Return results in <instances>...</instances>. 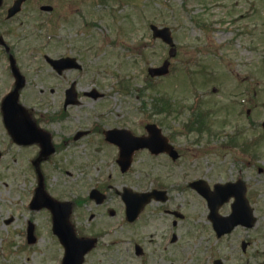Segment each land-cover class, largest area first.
<instances>
[{"label":"rangeland","instance_id":"obj_1","mask_svg":"<svg viewBox=\"0 0 264 264\" xmlns=\"http://www.w3.org/2000/svg\"><path fill=\"white\" fill-rule=\"evenodd\" d=\"M9 2L11 1L7 0V3ZM132 2L134 6H131L132 3H126V6L122 7L116 0H32L27 3L24 23V15H20L14 23L0 24L1 30L10 29L17 35L24 36L22 46L25 48V63L40 66L42 70L40 76L32 70L25 71L27 76L36 75V84L40 86H30L25 90V105L34 107L37 113L44 115H52L62 110L64 119L54 121V124L48 126L62 136L71 133L73 129L92 130L89 136L69 143L59 156L61 163L58 168L48 166L50 182L56 183L51 186L52 193L64 199H71L75 193L84 195L91 187L105 181L106 176L108 182L117 184L120 189L123 183L135 187L138 170L146 174L144 177L159 176L165 180L166 173L174 170L176 166L170 167L163 155L154 161L144 156V162L135 166L134 175L122 177L116 165L106 167L112 152L100 144L102 130L117 126L132 128L136 132L144 131L147 123H158L167 132L172 131L170 126L179 130L189 118L187 110L183 111V116H171L169 119H165V115L153 116L155 97L159 92H169L173 99H178L177 102L181 99L182 103L190 104L195 97L194 94L190 95L194 89L201 94V88L205 90L209 86L212 90L216 89L215 95L202 100L215 103L213 105L218 110L213 115L214 120L226 119L228 125L221 127V123H218L213 128L223 129V138L211 137V142L208 143L209 136L204 135V139L200 141L203 147L208 145L206 152L197 147V143L191 142L192 136H196L195 133L180 137L179 143L189 148V151H185L187 157L183 158L188 179L204 174L211 176V180L229 179L237 174L239 167L247 165L236 156L234 149L219 151L218 148V144L227 139L225 135L235 131L236 120L238 127L247 129V133L243 130L242 142L246 138L262 134L257 143L252 145L253 153L259 152L262 155L253 158V161L250 160L252 166L246 168L248 175L261 178L263 173L260 175L259 169L264 167V132L259 124L264 119V0ZM40 4L54 6L55 14L52 18L55 16L53 25L56 31L52 38L48 37L50 26L43 28L47 23L44 22L45 25L41 27L39 24L53 13L41 14ZM63 12L68 16L67 21L60 18ZM204 22L210 25L209 29L199 26V23ZM151 23L167 25L173 29L178 54L170 60L174 64L175 75L168 79L154 78L157 91L147 90L145 94L140 95L139 90L145 88L146 83L150 81L148 68L159 66L165 59H169V47L161 40L152 38L149 28ZM231 40L235 45L231 44ZM44 54L52 57L66 54L77 57L83 68L68 71V79L76 83L75 87L80 93L97 87L106 93L104 99L94 100L82 96L77 105L64 109V89L56 87V83L64 81H59L49 72L50 67L44 60ZM194 57L206 65L205 73L196 75L199 65H189L195 74L186 76L188 71L183 70L184 65L190 64ZM215 58L225 64H218L219 61ZM3 65L4 61L0 60V92L5 85L2 80ZM203 79L209 84L201 85L200 81ZM122 80L128 85L127 93L118 88ZM248 84L253 85L249 118L254 122L248 119L246 111L249 107H234L230 104L232 99L238 97L240 100L239 96L243 95L244 87L249 86ZM51 87L55 89L54 93L50 92ZM240 89L242 92L238 94ZM227 106L234 113L236 110L240 111V116L235 117L231 115L232 112H225ZM99 148L103 151H97ZM31 150L33 151L32 148ZM27 154L28 151H25V156ZM24 163L17 158L0 164V197L6 199L5 204L0 203V264H56L53 257L58 256V249L49 246L52 239L47 234L46 216L42 212L34 213L28 209L26 203L29 197L20 198L25 203L24 208L17 202L19 197L15 196L16 183L20 179L18 172L23 169ZM26 169L28 170L25 165V171ZM28 173L30 172L25 174L28 181L26 188L32 189L34 180ZM178 178H181V174L175 177ZM174 196L175 202H183L186 199L177 193H174ZM118 206L116 201L99 207L94 203L86 204L82 209L88 213L89 208L93 207L98 216L93 222L88 221L87 215L82 220L86 221L89 227L113 224L116 217L109 216L106 208L113 207L116 211ZM32 214L35 219L37 242L31 246L23 242L22 231L25 230ZM4 221L10 222L4 224ZM9 239L15 242L8 245ZM120 250L121 248H118L117 252L115 249H99L93 254L101 261L107 258L105 255L109 253L113 260L118 261Z\"/></svg>","mask_w":264,"mask_h":264},{"label":"flooded vegetation","instance_id":"obj_2","mask_svg":"<svg viewBox=\"0 0 264 264\" xmlns=\"http://www.w3.org/2000/svg\"><path fill=\"white\" fill-rule=\"evenodd\" d=\"M19 68L25 75V65L21 64ZM58 76L63 77L64 73ZM23 91L25 92V86ZM23 104L25 105V95ZM40 121L46 122L45 119ZM0 125V130L7 136L8 141L18 148L19 146L12 142L1 117ZM5 135L0 137V148H3L1 138H5ZM58 139L59 142H68L71 138L59 135ZM72 140H76L75 136H72ZM112 146L116 159L118 148ZM61 147L62 144H57L56 148L61 150ZM20 148L23 150L25 162V145ZM8 151L9 147L5 153ZM179 154L178 160L183 157L182 151L179 150ZM124 187L125 183L122 184V189ZM253 195L252 192L246 193L248 203L253 213L255 212L254 215L256 214L253 227H242L248 223L243 214L237 220L244 225H237L232 230L220 221L217 222L216 229L214 228L208 203L203 197L200 198L202 206L193 209L192 213L188 206L183 208L182 218L174 215L173 208H156L160 202L151 201L137 219L129 223L123 193H117L111 203L116 201L118 209L115 211L116 208H106L109 216L116 217V222L105 226L94 225L87 229V234L97 235L100 241L104 239L105 246L115 247V252L120 246L119 260H113L108 253L105 255L107 258L97 264H264V217L262 215L259 220L257 216L264 213V202L255 207L251 203ZM231 201L233 202L234 198ZM231 205V202L222 204L218 212L226 214L229 210L227 206ZM95 220L96 216L92 221ZM75 226L77 230L80 229L77 221Z\"/></svg>","mask_w":264,"mask_h":264},{"label":"water","instance_id":"obj_3","mask_svg":"<svg viewBox=\"0 0 264 264\" xmlns=\"http://www.w3.org/2000/svg\"><path fill=\"white\" fill-rule=\"evenodd\" d=\"M155 31H157V32H155L156 36H160L166 41L168 40L169 33L167 32V29L158 30V29L155 28ZM171 54L174 55V52L171 53ZM165 71H166V66L164 68L160 69L157 72L163 73ZM25 117H27L26 113H25ZM46 199H47V196L40 190L39 194H38V201H39L38 205L42 206L44 204V202L46 201Z\"/></svg>","mask_w":264,"mask_h":264}]
</instances>
